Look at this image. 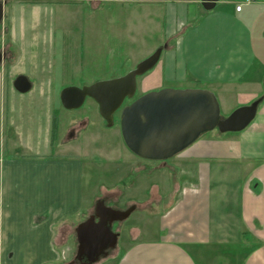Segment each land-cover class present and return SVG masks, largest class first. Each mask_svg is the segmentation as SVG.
<instances>
[{
    "label": "crops",
    "instance_id": "obj_1",
    "mask_svg": "<svg viewBox=\"0 0 264 264\" xmlns=\"http://www.w3.org/2000/svg\"><path fill=\"white\" fill-rule=\"evenodd\" d=\"M34 1L65 6L80 0ZM87 1L93 16L103 11V0ZM108 1L121 6L110 34L140 43L135 63L165 46L156 65L137 78V93L207 90L226 117L261 99L255 118L240 132L213 130L147 166L125 146L120 128L112 130L106 149L97 147L92 131L104 121L97 104L85 100L74 155L7 156L0 149V264H73L75 229L98 200L118 210L135 206L133 213L146 223L128 229L132 236L123 247L118 229L115 254L98 264H264V0L240 12V0H223L210 11L198 0ZM117 67L118 74L109 63L65 86L130 71ZM105 165L108 181L97 188L93 173ZM131 173V182L121 183ZM143 232L152 236L143 238Z\"/></svg>",
    "mask_w": 264,
    "mask_h": 264
},
{
    "label": "rangeland",
    "instance_id": "obj_2",
    "mask_svg": "<svg viewBox=\"0 0 264 264\" xmlns=\"http://www.w3.org/2000/svg\"><path fill=\"white\" fill-rule=\"evenodd\" d=\"M0 2L5 4L0 23V51L5 54V59L0 64V149L7 156L46 153L74 155V150L80 143V128L85 126L81 116L87 108L83 104L77 110H65L60 103V92L68 87L65 86L66 83H78L90 70H102L109 63L113 65L114 75L121 71L117 65L128 67L127 70L134 69L137 64L134 58L138 54L134 47L141 48L140 43L132 45L124 39L117 40L110 34L111 25L115 26L120 13L118 8L121 6L108 0L100 3L104 9L96 16L92 15L95 11L94 4L87 0L65 6L31 0ZM126 6L127 4L124 9ZM108 9L111 11L108 12ZM19 75L30 80L32 87L29 92L21 94L13 88V81ZM79 75L81 76L78 77ZM50 86L60 92H42ZM140 96L136 92L134 98L124 105ZM52 119L57 124L53 143L50 142ZM104 124L106 125L105 122ZM104 124L97 123L92 131L94 138L97 137L96 145L101 149H106L107 144L113 143L112 130L120 128L119 113L116 114L112 127ZM70 141L73 142L70 147H60L70 144ZM139 160L138 162L147 166L160 162ZM107 167L105 165L93 173L97 188L108 181L104 172ZM133 178L134 174L131 173L124 175L120 181L126 185ZM138 214L137 211L132 212L126 220L112 227L116 233L121 229L120 247L126 245L129 236H132L128 232L129 228L146 224L140 222ZM151 236L150 232H143L142 237ZM115 250L116 248L110 251L109 256L98 263L114 255Z\"/></svg>",
    "mask_w": 264,
    "mask_h": 264
},
{
    "label": "water",
    "instance_id": "obj_3",
    "mask_svg": "<svg viewBox=\"0 0 264 264\" xmlns=\"http://www.w3.org/2000/svg\"><path fill=\"white\" fill-rule=\"evenodd\" d=\"M198 1L206 11H210L223 0ZM2 17L3 6L0 4V22ZM164 48H158L122 77L64 88L59 94L62 108L77 110L87 98L92 99L109 128L114 125V118L119 113L125 146L135 156L149 161L169 160L205 133L213 130L221 134L236 133L253 121L261 99L222 118L215 95L203 89L165 88L148 92L124 105L136 94L137 78L156 65ZM31 87L30 80L24 75L17 76L13 81V88L18 93H27ZM135 208L130 206L118 210L98 200L93 213L75 229L77 250L73 264H97L107 258L110 251L116 248L119 236L113 231V224L126 220Z\"/></svg>",
    "mask_w": 264,
    "mask_h": 264
},
{
    "label": "built area",
    "instance_id": "obj_4",
    "mask_svg": "<svg viewBox=\"0 0 264 264\" xmlns=\"http://www.w3.org/2000/svg\"><path fill=\"white\" fill-rule=\"evenodd\" d=\"M255 0H242V2L240 4H237L235 6V10L236 12H240L241 8L243 5H248V4H252L254 3Z\"/></svg>",
    "mask_w": 264,
    "mask_h": 264
},
{
    "label": "flooded vegetation",
    "instance_id": "obj_5",
    "mask_svg": "<svg viewBox=\"0 0 264 264\" xmlns=\"http://www.w3.org/2000/svg\"><path fill=\"white\" fill-rule=\"evenodd\" d=\"M0 4H2L1 2H0ZM2 6H3V16H4V7H5V4H2ZM2 20H3V17H2ZM1 20V21H2ZM1 23V22H0ZM0 56H1V61H0V64L4 61V59H5V54L2 52V51H0ZM87 99H89V98H87ZM86 99V100H87ZM85 103V102H84ZM81 122V121H80ZM80 122H79V125H80ZM74 131H75V128H73L72 129V133L74 134ZM80 131H81V128H80ZM115 224H117V223H114L113 224V226L115 225Z\"/></svg>",
    "mask_w": 264,
    "mask_h": 264
},
{
    "label": "trees",
    "instance_id": "obj_6",
    "mask_svg": "<svg viewBox=\"0 0 264 264\" xmlns=\"http://www.w3.org/2000/svg\"><path fill=\"white\" fill-rule=\"evenodd\" d=\"M56 120L54 119L53 120V123H52V133H51V140L54 141L55 140V137H56ZM77 264V263H75Z\"/></svg>",
    "mask_w": 264,
    "mask_h": 264
}]
</instances>
